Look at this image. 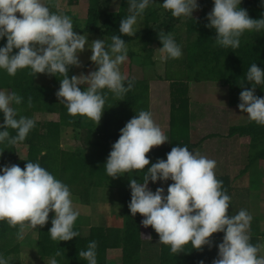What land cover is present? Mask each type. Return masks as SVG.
Listing matches in <instances>:
<instances>
[{
	"label": "clouds",
	"instance_id": "9594fccd",
	"mask_svg": "<svg viewBox=\"0 0 264 264\" xmlns=\"http://www.w3.org/2000/svg\"><path fill=\"white\" fill-rule=\"evenodd\" d=\"M153 5L170 11L174 18L191 19L200 7L197 0H164L162 4L154 0H128L129 14L119 23L121 35H113L111 43L106 44L103 39L89 43L87 35L74 31L70 16L52 12L45 0H0V39L6 37V44L0 47V69L12 77L25 68L31 69L35 76H62L56 92L59 103L70 116L85 117L97 126L108 93L121 101L134 86V81L120 70L128 60V45L121 37L135 35L138 20ZM240 5L241 0H213L206 27L215 29L214 40L218 46L237 49L246 31L264 30V18H251ZM158 38L162 59L182 57V47L173 33L161 31ZM86 45L96 70L69 78L71 67L82 66L79 53L85 51ZM14 49L18 50L15 54ZM245 79L252 88L240 92L238 108L247 114L250 122L264 126V98L255 95L256 86L264 85V70L254 62L247 69ZM82 85H86L83 91ZM22 102L23 97L17 92L0 90V112L3 113L0 129H4L0 131V143L6 146L25 141L36 126L35 119L18 115V109L13 107ZM27 103L29 108L33 107L31 96ZM9 129L16 134L11 135ZM166 142L169 137L154 121L152 113L141 110L120 129L119 138L111 146L104 164L106 174L113 179L129 175L131 215L140 214L143 227L153 228L159 244L169 246L173 255L185 251L189 244L197 251L206 245L211 247L213 234L223 233L213 264H264V255H260L264 244L250 242L252 214L246 209H240L235 215L228 214L231 197L223 182L216 178L217 162L198 150L192 152L187 146H175L166 154V159L151 163L147 154ZM0 172V221L18 228L17 240H23L26 231L45 226L50 213L54 216L48 233L53 241L67 242L79 236L74 225L80 213L74 208L67 184L38 162L27 161L23 169L17 164L5 165ZM134 172H143L142 182L130 175ZM169 180L173 183L168 185L167 194L163 187L152 191L148 186L150 181ZM97 247V242L91 241L87 250H80L78 256L87 264H97ZM59 256L58 250L48 264H58L56 257ZM10 259L0 255V264H9Z\"/></svg>",
	"mask_w": 264,
	"mask_h": 264
},
{
	"label": "trees",
	"instance_id": "16d2710c",
	"mask_svg": "<svg viewBox=\"0 0 264 264\" xmlns=\"http://www.w3.org/2000/svg\"><path fill=\"white\" fill-rule=\"evenodd\" d=\"M81 0H68L72 6L78 5ZM89 9L87 19L81 23L78 18L74 19L78 31L98 35L107 38L106 44L111 43L113 35L119 33L120 20L128 13V0H121L117 10L110 8L112 0H88ZM199 9L193 13V19L186 18V36L183 38L176 34L175 40L182 47L183 55L179 59H165L166 67L164 78L171 82L172 105L170 113V138L169 147L153 148L147 155L151 163L157 159H166V154L175 146H187L193 152L196 143L191 140L188 82L189 81H219L229 90V103L237 105L240 103L239 94L244 89H251L252 84L247 82L245 75L252 63H256L264 70V30L260 32H245L241 37L240 46L237 49L223 48L215 43V29L206 27L209 23L207 14L211 11L213 0H198ZM52 12L58 14L57 0H45ZM146 9L143 17L146 20L144 28L137 30L133 36H122L127 45L132 42H140L146 49L142 63H154L152 53L154 46L162 44L158 33L171 32L176 21L171 12L166 11V18L159 21L158 6ZM240 7L246 9L253 19L264 18V0H241ZM71 12H65L69 15ZM18 15V13H17ZM155 23V25H152ZM82 26V27H81ZM6 44V37L0 39V47ZM18 51L13 50V54ZM128 61L126 62L125 75L134 81L132 90L126 93L123 100L118 101L112 93L104 106V112L99 125L79 115L72 117L67 113L66 107L59 103L56 92L60 87L62 76H52L51 83H39L36 78L41 74L31 73V69L18 70L12 77L6 70L0 69V88H9L23 97L21 105H13L18 109V115L35 119L36 126L30 131L25 141L15 146H6L0 143V168L5 165L17 164L23 169L27 163L38 162L48 170L55 178L67 184L74 196L79 197L82 203L91 204L97 213L98 197L112 193L118 195L119 212L121 223L115 224L105 218L104 214L95 217L88 233H84L79 220L75 222L74 230L79 236L71 241H53L48 233L51 228V219L54 213L49 214L48 223L38 226V256L43 260H49L56 251L61 256L56 257L58 264H87L78 256L80 250H87L91 241L97 242V264H142L144 253V227L141 224L143 217L136 214L131 215L128 204L131 200L129 187V175L125 174L116 179L106 174L105 166L107 157L111 151L112 144L119 138L120 129L139 111H148L149 104V81L144 77H134L131 74L135 51L128 49ZM75 67L69 69V78L74 75ZM127 86V80L125 81ZM81 91L85 86H80ZM104 91H107L106 89ZM255 95L264 98V85H257ZM32 97L33 107H28V97ZM35 112L56 113V119H36ZM247 116V114H246ZM3 123V113L0 112V124ZM4 129H0L2 131ZM11 135L15 131L9 129ZM70 132V133H68ZM69 134L79 141L74 149L65 148L62 138ZM229 134L248 135L250 137L249 164L256 163L264 158V126L250 122L247 116L245 122L232 125ZM19 145L26 148L25 156L19 154ZM151 163L146 166H151ZM248 164V165H249ZM2 174V172H0ZM130 175L138 181L143 179V172H134ZM218 180L226 182V176H216ZM173 183L157 181L149 182V188L155 191L158 187L165 189ZM226 186L223 184V188ZM102 188L109 189L100 191ZM224 188V189H225ZM228 191V189H226ZM116 196V195H115ZM115 198V197H114ZM102 201L104 198L102 197ZM105 202V201H104ZM103 202V205H104ZM103 208V206H102ZM111 212V211H110ZM110 212L108 214H110ZM101 214V213H100ZM112 215V213H111ZM113 216V215H112ZM109 218V217H108ZM148 233L154 237L158 234L150 226ZM18 228L10 227L6 222L0 221V255L11 258L9 264H22L21 241L17 240ZM213 237H223V233H215ZM211 238V239H212ZM251 243H260L259 235H251ZM110 247H120L118 260L109 261L107 250ZM212 246H204L201 251L192 248L191 244L185 246V251L173 255L169 246H160L158 264H213L214 256ZM261 255V254H260Z\"/></svg>",
	"mask_w": 264,
	"mask_h": 264
},
{
	"label": "crops",
	"instance_id": "0c3cea01",
	"mask_svg": "<svg viewBox=\"0 0 264 264\" xmlns=\"http://www.w3.org/2000/svg\"><path fill=\"white\" fill-rule=\"evenodd\" d=\"M113 10H117L113 8ZM155 48H161L159 45H155ZM154 63H156V59L154 56L152 57ZM165 60V59H164ZM165 63V62H164ZM169 82L168 86V95L164 96V92L166 90L162 89V86L165 84L163 82ZM197 82V81H195ZM194 83V82H190ZM150 85V93H149V104L148 111L152 113L154 121L162 128L165 134L169 137V142L164 143L159 147H169L171 144L170 138V113H171V105H172V96H171V82L170 80H153L149 82ZM194 85V84H192ZM167 87V85H165ZM163 92V93H162ZM162 93V95L160 94ZM189 95V91H188ZM194 95V94H193ZM190 98V95H189ZM193 101L190 99L189 103V117H190V130H191V140L196 143V146L193 149V152L197 150L201 155L208 157L209 159H213L217 162V167L215 169L216 176H226L228 178L227 185L226 182L223 184L226 186L225 189H228L227 194L231 197L230 207H229V215H235L238 213L240 209H246L253 216V220L251 222V235H259L260 244H264V171L262 163L264 162V158L258 160L256 163V171L258 176L254 181L251 176V170H249L250 164H245L246 161H249L250 155V139L249 142H246L248 135H231L229 134L230 127L235 124L242 123L236 118V109L237 105H231L229 101L227 103L219 101V103H215L212 105V108L216 110V115L218 119H215L214 126H209L208 128L204 125L198 127L200 125L197 122V111L192 108ZM227 111V113H225ZM227 114V115H226ZM196 117V120H195ZM224 118L223 126L227 127L224 129H218L217 125L221 126V119ZM226 117V118H225ZM227 119V120H226ZM247 120V119H246ZM245 122V121H243ZM195 123V124H194ZM227 124V125H225ZM167 127V129H166ZM250 138V137H249ZM158 148V147H154ZM242 199H245L242 201ZM80 206L82 209L89 208L92 209V213L94 212L91 204L82 203L80 200ZM91 206V207H90ZM85 210V209H84ZM87 212V211H85ZM91 212V211H90ZM83 214V213H81ZM84 230L89 226L91 227V223L81 224ZM87 225V227H86ZM145 228V227H144ZM149 229H144V243L142 247V253L146 254V257L151 253L152 257H156L158 260L160 246L159 237H154L150 233H148ZM38 231V227H37ZM151 236V239L148 238ZM223 237H213V251L214 256L213 261L218 257V247L217 245L222 242ZM157 245L158 248L154 246ZM120 250V247H110L107 250V257L109 261H114L111 259L110 250ZM119 252V251H118ZM120 253V252H119ZM116 256V260L119 259L120 254L118 255L117 251H113L112 255ZM264 255V252L260 253ZM153 264H156L154 262Z\"/></svg>",
	"mask_w": 264,
	"mask_h": 264
},
{
	"label": "rangeland",
	"instance_id": "374dc122",
	"mask_svg": "<svg viewBox=\"0 0 264 264\" xmlns=\"http://www.w3.org/2000/svg\"><path fill=\"white\" fill-rule=\"evenodd\" d=\"M120 1L121 0H112L110 8H116L118 9L120 6ZM198 1V0H197ZM155 3L157 4H162L164 0H154ZM89 2L88 0H81L78 5L72 6L69 4L68 0H57V5L56 7L58 8V14H65V12L70 11L71 13L68 15L72 18V21H74L75 18H78L81 23H84L87 19L88 15V9H89ZM154 6L158 5H153L149 8H152L154 10ZM213 6L210 7V10H212ZM158 13H159V21H163L167 14L165 9L162 7L158 6ZM19 15V14H18ZM74 31L79 34V35H87L89 43L91 41L96 40V39H103L104 41L107 40L105 37H101L98 35H92L88 34L87 32H81L78 31L76 25L74 24ZM146 25V20L144 17L138 20V25L137 28L138 30L144 28ZM152 25H155L153 23ZM82 27V26H81ZM174 35L178 34L181 37L186 36V18L181 17L179 20L176 21L175 27L171 31ZM156 45V44H155ZM129 50L135 51V55L133 58V63H132V70L131 74L134 77H144L146 80L153 81V80H163L164 81V73H165V67H166V62L164 59L161 57V53L159 51L158 47H154V51L152 53V56L156 59V63H142V58L143 55L146 53V49L140 44V42H132L130 45H128ZM92 55L90 49H88V46L86 45L85 51L82 53H79V60L81 61V67H75V72L74 75H80L81 73H84L87 75L90 71L96 70V65L93 64L90 61V56ZM128 61V60H127ZM126 61V62H127ZM126 62L120 66V70L123 73H125L126 68ZM165 62V63H164ZM36 81L39 83H51L52 82V76L46 75V74H41L36 78ZM190 82H194L191 83ZM167 87L162 86V89H165L164 96L162 97L165 99V95H168V86L169 82H163ZM194 84V85H192ZM0 90H5V91H11L9 88H0ZM188 91L190 95V99L193 101L192 103V108L197 111V122L200 124L198 127L204 124L207 128L210 126H214L213 122H215V119L217 120L218 117L216 115V110L212 108V105H215V103H219V101L227 103L229 101V90L227 86H224L221 82L219 81H189L188 82ZM150 93V92H149ZM163 93V92H162ZM162 93H160L162 95ZM194 94V95H193ZM212 105H211V104ZM236 118L238 121L243 122L246 121L247 116L246 113H242L240 109L237 107L236 109ZM227 113V111L225 112ZM227 115V114H226ZM34 117L36 119H42V120H47V119H56L58 115L56 113H50V112H35ZM226 118V117H225ZM221 121V126L217 125L218 129H224L225 126H223L222 120L224 118L220 117ZM196 120V117H195ZM227 120V119H226ZM195 124V123H194ZM227 125V124H225ZM227 128V127H225ZM167 129V127H166ZM70 133V132H68ZM249 137H247L246 142H249ZM79 144V141L75 139L74 137L70 136L69 134L65 135L62 138V145L65 148L69 149H74L75 146ZM26 153V148L23 145H19V154L21 156H25ZM245 164H249V161H246ZM263 166V171H264V162L262 163ZM256 164H251L249 167V170H251V176L252 180L256 179V176H258V173L256 171ZM257 180V179H256ZM109 189L102 188L100 191H106L108 193ZM120 194V193H119ZM118 193H112V196H108V194H105L104 196L98 197L96 195L95 201H97V213H92V209L89 210V208H84L82 209L80 206L79 202V197L74 196L72 194V199H73V204L74 208L79 211L80 215L78 216V220L80 224H86V223H91L94 222L95 217L99 220V217L104 214L105 218L109 221L114 222L115 224H120L121 219L120 216L118 215L119 212V203H118ZM116 195V196H115ZM102 197L104 198V201H102ZM115 197V198H114ZM245 199H242L244 201ZM104 202V205H103ZM92 206V205H91ZM90 206V207H91ZM103 206V208H102ZM93 207V206H92ZM87 211V212H85ZM91 211V212H90ZM111 211V212H110ZM110 212V214H108ZM83 213V214H81ZM101 213V214H100ZM112 213V215H111ZM109 217V218H108ZM87 227V225H86ZM90 227L88 226L86 228V231H89ZM88 233V232H87ZM37 239H38V231L37 229L35 230H28L25 232L24 239L20 240L21 241V258H22V264H48L49 260H43L38 256V246H37ZM155 248H158L157 245L154 246ZM113 251H117L118 255L120 254V250H110V255L112 260H116V256L112 253ZM119 251V252H118ZM144 253V252H143ZM146 254L144 253L143 259H142V264H153L156 262L158 264V260L156 257H152V254L150 253L147 258Z\"/></svg>",
	"mask_w": 264,
	"mask_h": 264
}]
</instances>
